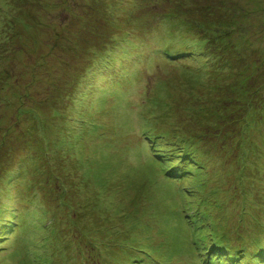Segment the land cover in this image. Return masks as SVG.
Masks as SVG:
<instances>
[{
	"label": "rangeland",
	"instance_id": "374dc122",
	"mask_svg": "<svg viewBox=\"0 0 264 264\" xmlns=\"http://www.w3.org/2000/svg\"><path fill=\"white\" fill-rule=\"evenodd\" d=\"M198 1L203 27L168 0H0V264H201L210 231L264 245V0ZM155 146L190 173L165 178Z\"/></svg>",
	"mask_w": 264,
	"mask_h": 264
},
{
	"label": "trees",
	"instance_id": "16d2710c",
	"mask_svg": "<svg viewBox=\"0 0 264 264\" xmlns=\"http://www.w3.org/2000/svg\"><path fill=\"white\" fill-rule=\"evenodd\" d=\"M168 2L170 3V4H175V6L176 7H184V10H185V13H187V15H188V17L190 18V23L195 27V25H198V26H201V27H203V23L206 21H204L203 20V17H204V15L202 14L203 12H207L209 15H213L214 14V11L212 10V8H210L209 10L208 9H206V5L205 4H200V5H198V3H199V1L198 0H195V1H192L191 2V0H184V2H182V1H180V3H177L176 1H174V0H168ZM193 7H195V8H193ZM196 7L197 8H199V7H201V8H199V9H196ZM195 9V12H191L192 10H194ZM207 14V15H208ZM186 15V14H185ZM162 18H164V20H169V21H171V22H174L176 25L177 24H181V25H183L184 24V22H183V20H182V16H181V14L177 11V10H169V11H166V13H164V14H162ZM174 23H173V25H174ZM183 23V24H182ZM208 24L209 25H211V22H208ZM189 28V27H188ZM184 48H186V50L184 51V52H182L183 54H186V55H184L185 57H191L194 61H197V60H199V59H201V58H203L204 57V55H202L201 53H197V54H195L194 52H193V49L195 50V51H197L198 52V50L196 49V47L195 46H193V43H188V44H186L185 45V47ZM175 50L176 51H179L178 49H176V48H172V47H170V48H168V47H164V48H161V51H159V54L161 55V56H163V57H165V58H167V59H173V57L175 56L174 55V53H175ZM224 54V53H223ZM210 55H213V54H210ZM215 56V55H214ZM218 56H215V57H212L211 59L212 60H215L216 61V58H217ZM248 111V110H247ZM238 123V122H237ZM155 136H156V134H154ZM190 136H191V134H190ZM192 137V136H191ZM154 140H156V139H154ZM152 142V141H151ZM155 145H156V143H155ZM152 151V158L154 159V161L156 162V164H159V166L161 167V170L162 171H166V170H168V164H167V160H169V154L168 153H165V152H163V154L162 155H160V152L159 151H157L156 150V146H155V149H153V150H151ZM166 151V150H165ZM168 157V158H167ZM191 158V157H190ZM190 158L189 159H186L184 162H182V163H180V167L181 168H176V172H179V177L177 176V177H175V176H173V175H169V172H166L165 173V178H168V179H171V180H176V179H178V180H182L183 178H185L186 177V175L187 174H189L190 172H189V170H190V167H191V165H192V161H190ZM188 160H189V162H188ZM190 164V165H189ZM188 165H189V167H188ZM195 165H197V164H195ZM195 165H193V166H195ZM198 166H199V164H198ZM167 168V169H166ZM236 169H239L240 171H242L243 170V168H237V166L235 165L234 166V170L236 171V173H237V177L235 178V183H234V185H238V183H241V181H242V178H241V174L240 173H238L237 172V170ZM233 170V171H234ZM198 172L200 173V174H202L203 172H201V170H198ZM197 175V174H196ZM185 187V186H184ZM183 187V188H184ZM183 188H181V189H183ZM206 201V200H205ZM189 203V202H188ZM199 204H202L203 205V202L202 201H199L198 202ZM200 216L202 217V218H204V219H207L208 218V216L207 215H203L202 213H200ZM185 218V220H186V223H189V219H188V217H184ZM203 221V220H202ZM261 246V243H260V245H259V247ZM222 251H225L224 249H221ZM218 253H221V252H214L213 254H212V256L214 257H216V258H218V259H220L222 256H221V254H218ZM228 253H231V252H228ZM240 254H238V253H235L234 255H233V257H237V256H239ZM252 258L253 259H255L256 260V262L259 264V262H261L262 264H263V262H264V251H262V252H260V253H258V254H254V255H252ZM155 262V261H154ZM153 264V263H152ZM154 264H156V263H154Z\"/></svg>",
	"mask_w": 264,
	"mask_h": 264
}]
</instances>
